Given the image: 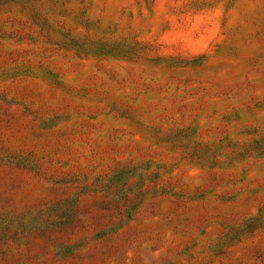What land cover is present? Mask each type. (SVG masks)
<instances>
[{
  "label": "rangeland",
  "instance_id": "obj_1",
  "mask_svg": "<svg viewBox=\"0 0 264 264\" xmlns=\"http://www.w3.org/2000/svg\"><path fill=\"white\" fill-rule=\"evenodd\" d=\"M0 264H264V0H0Z\"/></svg>",
  "mask_w": 264,
  "mask_h": 264
}]
</instances>
